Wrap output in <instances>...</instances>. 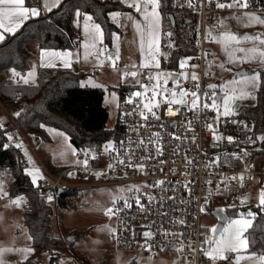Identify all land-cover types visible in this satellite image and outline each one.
<instances>
[{"label":"built area","instance_id":"1","mask_svg":"<svg viewBox=\"0 0 264 264\" xmlns=\"http://www.w3.org/2000/svg\"><path fill=\"white\" fill-rule=\"evenodd\" d=\"M173 5L180 13H190L184 25L189 53L180 57V63L188 57L190 65L179 63L165 68L175 72L174 79L182 71L190 77L181 87L166 89L157 103L147 107L146 102L153 98L144 97L141 89L138 92L130 89L119 105L120 136L109 142L104 152L79 149L80 163L59 173L41 160L46 174L35 186L48 199L52 197L51 202L57 208L59 194L67 188L128 187L105 211L114 221L111 235L118 250L141 252L148 258L178 250V264H216V255L207 251L212 230L206 216L216 208L224 210L248 200L257 175L264 173L254 161L243 156L238 164L222 162L224 143L214 135L215 132L233 135V140L241 132L246 138L251 135L250 129H236L231 119L217 123L212 105L217 94L214 83L217 53L210 44L222 25L223 14L240 9L238 2L231 7L225 4L219 7L213 0H173ZM72 44L78 46L79 39H72ZM163 46L167 51L166 63L170 64L175 45L169 31L163 34ZM74 65L77 70L84 69L79 60ZM134 72L141 79L147 75L142 66ZM5 117L14 124L8 147L23 142L36 152L43 144L42 137L25 133L14 111H6ZM16 195V191L0 194V206L10 200L12 208L30 207L25 196L18 204L14 203Z\"/></svg>","mask_w":264,"mask_h":264},{"label":"rangeland","instance_id":"2","mask_svg":"<svg viewBox=\"0 0 264 264\" xmlns=\"http://www.w3.org/2000/svg\"><path fill=\"white\" fill-rule=\"evenodd\" d=\"M121 2L126 4L128 9L110 13L111 19L121 29L112 33L110 44L105 42L102 26L90 13L79 11L77 13L81 16L77 13L74 16V24L80 28L82 40L79 48L74 50L75 59L80 58L84 65L91 66L85 69L87 75L82 78L81 84L98 86L105 90L104 104L108 107L107 127L109 128L115 127L118 122L120 86H130L131 90L136 92L141 89L144 97L153 98V101L146 102V105H153L158 102L166 89L179 88L184 80L190 77L189 73L182 71L178 73V78L174 79L175 72L165 68L170 64L166 63L167 51L163 46V34L169 31L174 36L175 32L170 21L162 23L163 15L159 8V0L158 4L153 3V0H121ZM236 2L240 10L223 14L222 25L210 44L217 52L215 87L217 94H224L221 99H218L216 94L212 105L215 104L217 123L231 119L236 129L244 130L250 129L251 124L249 119L241 116V108L257 102V92L262 81L261 71L264 70V22H262L264 11L246 9L241 6L245 4L242 0L227 2L225 5L233 6ZM156 14H158V27ZM97 25H99L98 31ZM233 36L234 40L229 39ZM32 47L38 49L35 44ZM94 50L98 52V56L92 55ZM35 57L26 76H22L20 81L27 83L38 81L39 62ZM180 65H190L188 57L183 59ZM138 66L147 69V75L142 79L138 74L124 76V73L134 72ZM9 71L10 74L16 72L15 69ZM254 76H258L255 81L252 79ZM238 102L239 106H237ZM0 105L3 110L1 113H4V117L0 119L6 122L5 114L8 109L2 103ZM225 106L229 110L227 115H224ZM47 131L49 140L44 141L36 152L25 146L23 142L18 145L27 158L30 176L36 180L35 185L38 184L40 177L46 174L41 160L47 163V156L54 165L65 168L80 163L77 157L78 149L71 143L67 132L54 126H48ZM214 135L222 143L234 139L233 135L220 132H215ZM229 137L231 140L228 139ZM259 160L257 158L254 162L258 164ZM12 179L11 168L2 167L1 195H8ZM77 189L79 193L74 204L62 215L55 214L52 220L53 233L70 239L73 251L70 247L63 248L53 260L51 252L43 248L35 249L32 246V237L23 217L25 208L23 206L12 208L10 200L4 201L0 206V264H130L131 262L178 264V250L165 251L155 258H148L141 252L120 251L116 248L111 235L114 221L105 215V211L128 187L113 185L77 187ZM262 194H264V174H258L252 198L245 200L237 208L252 204L264 205ZM21 197V194H17L15 200L20 201ZM48 200L52 201V197ZM224 210L226 211L227 207H224ZM237 220L247 223L234 224L233 222ZM252 220L251 214L240 213L236 216H228L223 228L217 231V217L213 214L206 216L205 221L212 230L207 251L216 255V264H263L262 253L247 250L246 234ZM236 232H239L240 240L245 243L237 245L235 251L225 249L222 255H217L216 250L222 248ZM78 233L83 235L77 237Z\"/></svg>","mask_w":264,"mask_h":264},{"label":"trees","instance_id":"3","mask_svg":"<svg viewBox=\"0 0 264 264\" xmlns=\"http://www.w3.org/2000/svg\"><path fill=\"white\" fill-rule=\"evenodd\" d=\"M213 1L216 4H225L234 0ZM242 1L247 5L246 9L264 11V0ZM159 8L163 15V24L170 21V12L174 13L177 20L178 31H174L175 47L170 66H178L181 55L189 53L184 25L188 22L190 13L178 12L173 0H159ZM127 9L128 6L121 0H62L49 12V18L41 12L29 18L14 33L6 35L0 43V103L15 114L19 113L15 115V119L25 133L29 136L40 135L44 143L49 140L47 127L54 126L67 132L71 143L78 150L96 152H102L109 142L120 136L118 122L113 128L107 127L108 107L104 104L105 90L102 87L81 84L82 78L87 75L84 69L75 71L65 67L40 68L36 83L10 80L8 72L15 69L25 74L29 70L35 54L32 50L33 44L38 48H72V39L79 36L72 25L76 10L90 13L102 26L105 42L110 44L112 33L121 31L111 19L110 13ZM261 78L257 102L241 108V116L250 120L251 135L246 138L241 132L235 140L224 143L221 150L222 162L238 164L242 156L252 161L257 158L264 159V70L261 71ZM119 89L122 101L131 87L122 85ZM13 128L14 124L8 119L6 122H0V169L9 167L13 173L8 194L16 191L30 202V207L23 211V217L32 237V246L51 252L53 260L63 248L70 247L73 251L70 239L53 233L52 220L55 214L62 215L74 204L79 190H63L59 194L60 207H55L48 200V195L35 186L26 172L28 163L22 149L19 146L8 147L9 132ZM46 161L55 173L65 168L54 165L49 156ZM225 212L228 216L251 214L253 220L246 234L247 250L262 253L264 264V205L252 204L240 209L232 206L227 207ZM81 235L83 234L78 233L76 236Z\"/></svg>","mask_w":264,"mask_h":264},{"label":"crops","instance_id":"4","mask_svg":"<svg viewBox=\"0 0 264 264\" xmlns=\"http://www.w3.org/2000/svg\"><path fill=\"white\" fill-rule=\"evenodd\" d=\"M61 1L62 0H25V3L23 5V7H26V8H29V9H33L34 8V9L38 10V13L43 12L44 14L47 13L49 15V12L52 11L55 7H57ZM0 7H7V6H0ZM77 12H79V10L75 11V13H77ZM75 13H74V16H75ZM74 16H73L72 25H73L74 30L79 35L78 36V38H79L78 46H76V47L73 46L72 48H38V49L36 48L37 49L36 53H35L36 49H34L32 47V50L35 53L33 58L36 56L35 59H37L38 62H39L38 63L39 69L40 68L65 67V68H71V69H73L75 71H78L77 67H75V65H74V62L76 60L80 61L81 65L84 67V70L86 68H88V67L91 68V66L84 65L81 62L80 58L79 59H75L74 50L76 48H79L82 40H81L80 28H78V26H76L74 24ZM79 16H81V15H79ZM31 17H34V16L29 14L28 18L22 19V20H17L16 18H13L12 20H9L7 18H4V20H3L4 28H7V27L11 26L14 29L12 32L3 31V29H0V31H3L4 39H5L7 34L14 33L16 30H18ZM226 17H229V16L226 15ZM1 42L2 41H0V43ZM93 56H98V54L97 55H93ZM32 59H31V64H32ZM10 72L11 71L8 72V78L10 80H17L19 82H24L22 80L20 81V79L22 78V76H26L27 72L25 74L19 73L18 71L14 72L15 74L14 73L10 74ZM2 111L3 110H2V107L0 105V118L4 117V113H1ZM27 163H28V161H27ZM255 164L257 165V167L260 170H264V160L263 159H260L258 164L257 163H255ZM26 172L30 175V168L28 167V165L26 167ZM263 174L264 173H261L260 175H263ZM32 180H33L34 183L36 182V180H34V179H32ZM252 194H253V192H252ZM252 194H251V198H252ZM21 196H24V195H21Z\"/></svg>","mask_w":264,"mask_h":264},{"label":"snow or ice","instance_id":"5","mask_svg":"<svg viewBox=\"0 0 264 264\" xmlns=\"http://www.w3.org/2000/svg\"><path fill=\"white\" fill-rule=\"evenodd\" d=\"M25 3V0H0V6H7V7H0V29H3V31H7V32H12L14 29L13 27H7L4 28V24H3V20L4 18H7L9 20H12L13 18H16L17 20H22V19H26L28 18L29 14H31L32 16H36L38 15V10L37 9H29L26 7H23ZM153 3L158 4V0H153ZM219 7H224V5H218ZM229 7H231L232 5H228ZM242 7H246L247 5H241ZM77 15H79V13H77ZM156 19H157V27H158V14H156ZM264 22V21H262ZM18 26V25H17ZM96 30H99V25L96 26ZM3 31H0V41H3L4 39V34ZM229 39L234 40L235 37H230ZM67 66V65H66ZM158 66V65H157ZM15 74V73H14ZM125 75H132L135 76L136 73L132 72V73H127ZM258 78V76H254L252 79L253 81H255ZM193 79H195V77H193ZM27 82V81H25ZM183 95V94H182ZM193 96L195 97L196 94L193 93ZM199 98L196 97V100H198ZM196 100L193 101V103L196 102ZM180 101H177V103H179ZM207 107V105H205ZM147 107V105H146ZM213 107L215 108V104H213ZM149 111H151V109H148ZM169 111H171L169 109ZM228 108L227 106H225V111H224V115L228 114ZM15 115H19V113H16ZM146 118V117H145ZM9 139H11V137H9ZM229 140H231V138H228ZM162 183V182H161ZM262 196H264V194H262ZM14 203H19L18 201H14ZM262 203H264V199H262ZM108 213H111V209L107 210ZM234 224H241V223H247L245 221H234ZM213 231H215V229H213ZM240 243H245V241H241L240 240V234L239 232L234 233L233 238L230 239L229 241H227L222 248H218L216 250L217 255H222L223 251L229 250V251H235L237 245H239ZM215 258V257H213Z\"/></svg>","mask_w":264,"mask_h":264},{"label":"water","instance_id":"6","mask_svg":"<svg viewBox=\"0 0 264 264\" xmlns=\"http://www.w3.org/2000/svg\"><path fill=\"white\" fill-rule=\"evenodd\" d=\"M169 18H170V22H171V25H172L173 30L175 32H177L178 31V24H177V20H176V17L174 15V13H171L170 12L169 13ZM223 97H224V94H219L218 95V99H221ZM239 105H240V103L238 102L237 103V106H239ZM60 191H62V190H60ZM247 198L248 199H251V195H248ZM213 214L218 219L216 229H217V231H220L223 228L224 224L228 221V216H227L226 212L222 208H216V209H214L213 210Z\"/></svg>","mask_w":264,"mask_h":264}]
</instances>
